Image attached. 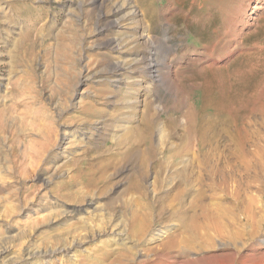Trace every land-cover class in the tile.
Listing matches in <instances>:
<instances>
[{"label": "rangeland", "instance_id": "374dc122", "mask_svg": "<svg viewBox=\"0 0 264 264\" xmlns=\"http://www.w3.org/2000/svg\"><path fill=\"white\" fill-rule=\"evenodd\" d=\"M123 1L140 11L136 0H0V264H106L105 250L114 264H264V117L247 123L264 106V0H145L152 19L112 28ZM141 34L162 43L159 83L143 78L135 60L146 49ZM117 38L119 50L111 47ZM120 62L127 68L115 87L112 68ZM147 105L173 136L157 161L170 159L181 135L221 134L220 149L236 156V176L222 187L203 172L195 194L173 192L179 203L160 199L163 190L153 192L151 184L163 172L170 188L186 187L181 165L162 171L151 161L140 211L125 214L120 200L134 196L129 191L141 172L123 165L105 170L109 160L101 161V151L115 150L111 136L138 125ZM184 110L193 117L188 126ZM170 116L182 126L171 131ZM198 144L201 156L209 146L200 137ZM90 179L96 187L106 179L110 195L63 200L74 184ZM214 203L224 208L219 218L206 209ZM195 205L204 210H190L185 225L171 212ZM78 223L107 229L85 237ZM131 223L135 231H128ZM70 228L77 234L69 250L53 256L51 241ZM78 233L84 240L77 243ZM187 235L190 244L182 240Z\"/></svg>", "mask_w": 264, "mask_h": 264}, {"label": "bare ground", "instance_id": "6f19581e", "mask_svg": "<svg viewBox=\"0 0 264 264\" xmlns=\"http://www.w3.org/2000/svg\"><path fill=\"white\" fill-rule=\"evenodd\" d=\"M136 1H137V3H139L140 11H138L134 7V4L130 1H126L125 3L123 1V4H118L115 6L114 16H113L114 20L111 23L112 28H118V24L121 20H129V21L135 22V20L139 21V17H141V16L143 17V21H145V20L147 21V19L148 20L152 19L153 10L150 6V3L148 1H145V0H136ZM145 2H147V3L145 4ZM259 8L264 9V5L263 6L261 5ZM10 13H12V12H10ZM140 21L142 23V19ZM108 29H110V28H108ZM235 30H236V28H235ZM140 39L145 41L146 49H145L143 55L139 59L136 58L135 60L137 63H142L141 73L143 75V78L146 77V78L150 79L151 82L159 83V82H161L163 75H165V74H163V71H165L164 70L165 61H164V58H162V43L160 41H159L160 43L151 41L152 39L150 40V38H148L145 34H141ZM121 42H122L121 39H118V38L114 39L111 43L112 49L119 50ZM250 52H251V50H250ZM259 53H257V55ZM164 56H166V55H164ZM250 62H253V61H250ZM254 62H255V59H254ZM126 68H127V66L124 64V62L117 63V64H115V66H113L112 74H115L114 80H111V83L114 84L113 86L116 87V84L120 82V79H118V76H122L123 74H125L124 71L126 70ZM5 105H7V104H5ZM183 106H182V108H183ZM153 108H151L150 105L146 106V109L143 112V116L139 120L138 125H136V126L120 125V126H123V128H124L123 134L122 135L114 134L111 136V138H112L111 141H113V143H114V145H112L111 147H115V150H113L111 152L110 149L105 147V149H102L103 151H101V152H104V154L102 153V155L100 156L101 161L109 160V162L104 166L105 170L111 169L113 167L116 168V167L130 166L133 168V170L139 169L138 171L141 172V173H139V177L137 178L136 183L132 185V187L129 191L132 194H134V196H131L128 198L127 195H124L125 198L123 197V199L120 200L121 210H123V212L125 214L130 213V212H133V213L137 212L138 213L140 211L138 204H136V203L138 202V199H139L138 195L141 192L145 191L146 188L149 187L148 184L145 183V180H146V177L148 176V173L150 171L146 167H147V165H149V163L151 161H153L152 164H154L155 162H158L157 167H159L160 170H162V171L170 170V169L174 168V165H176V164H177V166L181 165L182 170L178 171V169H177V172L183 178V184L182 185H184L186 187L180 188V186H178V184H177V186H173L172 188H170L171 187V186H169L170 181H167L166 179L163 178V172H158L156 175L155 182L151 184V186L153 187V192H156L158 190H163L164 197H161L160 199H162V200L166 199L167 200L169 197H172L174 200L179 201V203L181 202L182 198L179 195L174 194L173 192L180 190V192L185 194V195H192V193H194V192L196 193L197 191H196L193 183L194 182L198 183V181H199V183H202L203 178H205V177H203L204 175H202L203 172H206L207 179L211 183L218 185V186H222V187H223V185H227L228 182L230 181V179H232V177L235 175V174H233V172H231V169H233L234 165H236V156L235 155H234V157L233 156H227L225 154V151L220 149V144L218 143V140H219L218 137L221 134H219V136L217 135L218 136L217 138H208V136L207 137L205 136L207 134L202 135V137H201V135L200 136L196 135L195 137H190V135H187V136L181 135V136H179L180 137L179 138V141H180L179 146L177 148H175V150H173V151L170 150V153H171L170 159L166 160L165 162L164 161H157L158 155L165 152L163 145L165 144V142L172 139L173 136L170 137L171 136L170 133L168 135L164 134L163 122L157 119L158 116L153 111ZM256 115H260V116L264 117V106H261V108H259V110H257V111H252L247 116L248 127H251V125H252L251 120ZM182 116H183L182 118L185 119L187 126L192 123L193 117H191L190 111L182 112ZM245 120H246V118H245ZM166 121L168 122L171 131H174V130L180 128V126H182L181 122H180L181 120H179L178 118H175L173 116L168 117L166 119ZM183 121H182V123H183ZM205 124H206V122H205ZM193 125H194V123H193ZM210 127L212 128V125ZM248 127H246V128H248ZM106 128L107 127H105L104 129L106 130ZM186 128H187V130L189 129L188 127H186ZM190 128H191V126H190ZM208 128H209V124H208V127L206 129H208ZM184 129H185V127L183 128V130ZM187 130H185V131H187ZM191 130H192V128H191ZM207 131H209V130H206V133H208ZM250 132H251V130H250ZM250 132H249V134H250ZM209 133H212V132H209ZM215 134H217V133H215ZM199 137H200V139H202L203 145L209 146V149H206V151H203L201 156L198 155V153H197V150H200L202 147L198 144ZM210 137H212V136H210ZM53 140H55V138ZM104 140L108 141L110 139H104ZM239 147H240V144H239ZM244 147L241 149H244ZM88 151H89V147L84 149L83 155H86L88 153ZM190 155L192 156L191 159L185 160V158L190 156ZM174 157L180 158L179 164L176 163ZM229 169H230V172L228 171ZM194 173H197L196 174L197 176H195V175L193 176ZM92 180L93 179H90V182L86 185H81V184L75 185L74 184V186H72V188H70L69 190L66 191V193L63 196V200L66 202L77 201L78 203H83L87 199H91L94 197H101L103 195H105V196L110 195L112 187L110 186V183L108 181H106V179L104 180V182L102 184L98 185L97 187L95 186L96 185L94 183L95 181L91 182ZM195 185H196V183H195ZM129 192H127V193H129ZM236 194L238 195L239 192L237 191ZM196 197L200 199V197H201L200 192L197 193ZM88 206L90 207L91 205L89 204ZM106 207H107L108 211L110 212L109 215L111 213H113V210L115 208L114 207V198H111L110 201L107 202ZM206 209L212 211V217L219 218L221 216V213L223 212L224 208L222 207L221 204L214 203L213 205H210V206L208 205V207ZM190 210L198 212V211L204 210V208L202 210H200L199 207H197V205H195V208L191 207L188 210H186L185 208H181V207H179V208L175 207L171 210V212L173 213V216H176V217H178V219L183 220V225H185L186 221L188 220L186 217L189 216ZM14 211H13V213H14ZM57 213H60V212H57ZM55 215H58V214H55ZM103 217H104V215H103ZM106 217H108V215H106ZM48 218H49V216L44 218V219L41 218L39 221H37L35 223H36V225L41 224L42 222H46L48 220ZM105 220H108V219H105ZM102 223H104V222H102ZM77 227H78L77 229H82V230L86 231L85 237L87 235L91 236L93 234L105 232L107 229V228L103 227V230H102L101 227H99V226L97 227V226H91V225L89 227H86V224H80V223L77 224ZM128 227H129L128 231H135L137 229V225H135V224L132 225V223ZM196 230H200V225L196 224ZM76 232H77L76 229L71 230V228H70L63 233L65 235V238L56 237L53 241H51V248L53 249L52 250L53 256L56 254H59L61 252H64V251L66 252L67 250H69V248L72 244L71 238L75 237V235L77 234ZM187 236L183 237L182 240L184 242H188L190 244V241H191L190 236L191 235L188 237ZM76 238H77V243L82 242L84 240V236L81 235L80 233H78ZM58 247H61L64 250L57 249ZM102 255H101V257L103 260L107 259L108 263H106V264H114V261L113 260L110 261L111 259H109L111 256L110 251L105 250ZM51 256H52V254H51ZM158 261H153L152 263H146V264H161V263H158Z\"/></svg>", "mask_w": 264, "mask_h": 264}]
</instances>
